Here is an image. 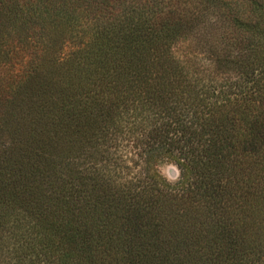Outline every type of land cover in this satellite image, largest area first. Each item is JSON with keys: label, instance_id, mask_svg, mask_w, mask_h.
Returning <instances> with one entry per match:
<instances>
[{"label": "trees", "instance_id": "1", "mask_svg": "<svg viewBox=\"0 0 264 264\" xmlns=\"http://www.w3.org/2000/svg\"><path fill=\"white\" fill-rule=\"evenodd\" d=\"M45 33L78 73L2 109L0 264H264V0H0V92ZM125 118L177 184L135 198L84 165Z\"/></svg>", "mask_w": 264, "mask_h": 264}, {"label": "rangeland", "instance_id": "2", "mask_svg": "<svg viewBox=\"0 0 264 264\" xmlns=\"http://www.w3.org/2000/svg\"><path fill=\"white\" fill-rule=\"evenodd\" d=\"M30 33L31 31H28L27 36ZM198 33L200 32L198 31ZM48 34L45 33L46 37L44 40L46 41L43 48L41 47L42 51L39 49L36 54H32L30 62L26 63L21 71H18V68L7 66L17 75V78H14L12 82H3L1 86L0 115L7 112L4 117H1L2 123L5 125L4 131L13 125V118L8 115L10 111L3 110H8L10 106L14 105L15 101L20 100L24 96L25 88L27 87L24 85L29 86V83H32L34 88L43 86V88L47 89L51 87V91L55 90V93H58L63 84L62 80L65 81L66 79L69 81L70 78H73L78 73V71H74L76 65L74 54L78 44L73 40L64 41L61 37H55L51 33ZM202 34L203 30H201V36ZM6 36L9 39L0 40V50L9 53L12 52L8 50L10 48L14 52H18V41L15 39L18 34L14 36L13 34L11 36L6 34ZM188 42H183L180 46L182 49L188 47V50L194 51L195 49ZM176 55L179 54L176 53ZM204 73L208 74L209 70L204 71ZM2 77L4 81L5 76L0 72V79ZM19 79L23 81L21 84H17ZM161 122H163V119H161ZM119 129L121 131L119 130L120 132L112 137V147L107 150L109 159L100 163L98 158L101 153L98 154L97 152L94 160L90 159L84 164L86 167H90L91 170L95 169L100 179L104 182L108 180L112 189L127 187L136 193L135 198L140 197L141 199L151 197V194L158 195V190L164 189L160 184L166 182L177 184L179 182L180 173L179 178L171 182L165 178L166 176H175L176 170H178L173 161L167 158V153L164 151L167 148L166 139H164V142L163 137L160 139L163 146L159 145L157 141V143H151L155 145H147L146 141L141 143L139 135L131 130L130 121L126 118L122 119ZM9 141V138L0 140L1 151L11 146L12 142ZM202 169L203 172L207 171V169ZM151 170L160 176L158 181L160 184H156L155 179L151 178ZM196 183V176H194L190 184Z\"/></svg>", "mask_w": 264, "mask_h": 264}, {"label": "clouds", "instance_id": "3", "mask_svg": "<svg viewBox=\"0 0 264 264\" xmlns=\"http://www.w3.org/2000/svg\"><path fill=\"white\" fill-rule=\"evenodd\" d=\"M165 178L168 179L170 182L176 180L179 178V171L176 170L175 176H166Z\"/></svg>", "mask_w": 264, "mask_h": 264}]
</instances>
